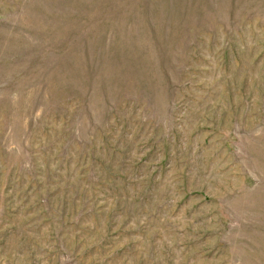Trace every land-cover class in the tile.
Segmentation results:
<instances>
[{
	"label": "rangeland",
	"instance_id": "obj_1",
	"mask_svg": "<svg viewBox=\"0 0 264 264\" xmlns=\"http://www.w3.org/2000/svg\"><path fill=\"white\" fill-rule=\"evenodd\" d=\"M0 264H264V0H0Z\"/></svg>",
	"mask_w": 264,
	"mask_h": 264
}]
</instances>
